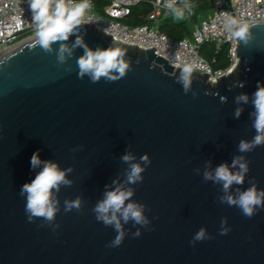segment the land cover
<instances>
[{"label":"water","instance_id":"water-1","mask_svg":"<svg viewBox=\"0 0 264 264\" xmlns=\"http://www.w3.org/2000/svg\"><path fill=\"white\" fill-rule=\"evenodd\" d=\"M247 25L235 37L233 69L216 82L192 71L187 91L182 68L155 48L113 40L87 22L51 50L32 46L33 38L1 56L0 264H264V207L247 217L224 199L253 185L264 191V144L239 151L257 134L252 99L257 82L264 85V23ZM77 37L93 51L121 49L125 74L96 82L78 76L84 48L72 47ZM60 44L72 49L62 63ZM242 94L247 103L237 100ZM36 150L42 161L70 169V183L52 190V221H30L20 193L40 170L30 168ZM126 153L134 159L124 162ZM237 157L248 168L243 183L225 192L205 180L221 164L238 171L231 167ZM132 163L144 169L135 183L127 180ZM116 187L132 191L125 204L142 205L148 223L121 220L122 242L110 247L118 233L94 209ZM75 200L79 208L66 211ZM201 229L207 238L190 243Z\"/></svg>","mask_w":264,"mask_h":264},{"label":"clouds","instance_id":"clouds-1","mask_svg":"<svg viewBox=\"0 0 264 264\" xmlns=\"http://www.w3.org/2000/svg\"><path fill=\"white\" fill-rule=\"evenodd\" d=\"M173 13L176 19L184 17V8H190L189 4H185L183 8L174 6L169 2L165 5ZM29 7L32 12V21L35 24L34 30V44L32 46H40L44 50H51L52 43L56 41H66L69 35L73 34L74 29L81 23L87 22L85 13L90 9L89 0H29ZM224 17V28L231 33L233 37H244L248 28L247 23H240L236 19L228 17L227 13L221 14ZM16 26H20V21L17 19ZM233 27H238L239 30L232 31ZM81 46L84 48V54L78 58V76L83 77L88 75L93 82L98 81L101 77L108 80H115L125 74L127 64L123 57L125 53L119 48H105L90 50L85 45L80 37H77L72 47ZM65 53L69 56L72 54V49L65 44H60L58 49L57 59L62 63L65 60ZM113 71L119 74V77L113 75ZM193 67L186 63L181 69L180 82L183 84L184 90L187 91L191 83V73ZM238 101L248 102L247 95H240L237 97ZM252 103L255 108V120L253 127L256 129V135L250 142L241 141L239 144V151L247 152L252 150L257 145L264 144V85L257 82V89L253 93ZM240 109L236 110V116L240 115ZM134 157L131 154L122 156L124 162L132 161ZM145 164L150 163L147 154L141 157ZM42 165V167H41ZM238 171H230L229 166L221 164L216 167L213 173L205 172V180L211 179L214 182H221L225 192L230 186L243 183L244 175L248 171L247 164L242 157H237L232 161V168ZM30 168L40 170L30 183H25L21 186V195L26 196L25 211L28 213L29 220L32 217H43L46 221H52L54 214L57 211L54 201L51 199L52 190L58 189L60 184H69L70 181L65 179L66 171L60 170L58 165L54 162L42 161L39 156V150L33 152L30 157ZM144 169L138 163H132L127 174L129 183H135L141 179V172ZM115 183V182H114ZM132 191L122 190L116 187L111 191L105 193L104 199L96 205L94 211L96 219L103 222L105 226L112 225L118 233L115 239L109 245L110 247H117L121 244L123 239V231L121 230V220L125 223L132 219L136 224L146 225L148 221L142 215L143 206L137 205L133 202L125 204L126 200H130ZM230 205L238 206L242 214L251 217L254 210L258 207H264V191H257L255 185L241 192L235 200L232 196L224 198ZM79 200L67 202L65 210L72 208H79ZM227 230L223 229L221 234H226ZM139 235V232L135 233ZM207 238L204 229L198 231L193 240L201 241Z\"/></svg>","mask_w":264,"mask_h":264},{"label":"built area","instance_id":"built-area-1","mask_svg":"<svg viewBox=\"0 0 264 264\" xmlns=\"http://www.w3.org/2000/svg\"><path fill=\"white\" fill-rule=\"evenodd\" d=\"M140 1L109 0L104 7V14H99L96 12L94 1L89 0L91 7L85 13L87 23L104 34L111 35L113 40L142 49L155 48V54L168 60L174 68H182L184 64L189 63L193 71L208 73L209 80L213 82H216L217 77L230 72L238 61L235 52L237 41L224 28V17L221 14L227 13L228 17L240 23H264V0H209L210 12L207 15H199L197 20H194L196 14L191 2L150 0L151 10L145 18L147 23L130 26L122 22V19L130 14L132 7ZM169 2L180 8L185 4L191 6L184 8L183 17L191 27L188 38L174 39L158 28L161 18L173 15L165 6ZM17 19L20 21L19 27L16 26ZM238 29L233 27L232 31ZM34 30L29 0H0V57L35 38ZM203 44L214 46L215 54L225 46L227 66L214 68L216 58L207 60L200 52Z\"/></svg>","mask_w":264,"mask_h":264},{"label":"trees","instance_id":"trees-1","mask_svg":"<svg viewBox=\"0 0 264 264\" xmlns=\"http://www.w3.org/2000/svg\"><path fill=\"white\" fill-rule=\"evenodd\" d=\"M80 1V0H77ZM96 12L104 14V7L109 0H93ZM191 2L195 10L194 20H197L199 15H207L210 12L209 0H179V2ZM150 0H141L137 5L133 6L129 15L122 19V22L130 26L142 25L147 23L146 16L150 12ZM158 28L174 39L188 38L190 36V23L182 19H176L174 15L163 17L158 21ZM201 54L207 59L216 58L213 67L223 68L227 66V61L224 55V48L217 54L211 51L209 44H203L200 47Z\"/></svg>","mask_w":264,"mask_h":264},{"label":"rangeland","instance_id":"rangeland-1","mask_svg":"<svg viewBox=\"0 0 264 264\" xmlns=\"http://www.w3.org/2000/svg\"><path fill=\"white\" fill-rule=\"evenodd\" d=\"M212 52H215L216 48L212 45H209ZM225 49V46L223 47Z\"/></svg>","mask_w":264,"mask_h":264}]
</instances>
